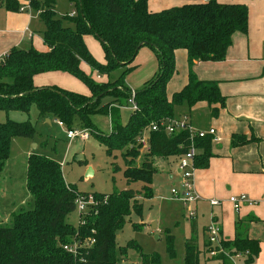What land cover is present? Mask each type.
Returning <instances> with one entry per match:
<instances>
[{"label": "trees", "instance_id": "trees-1", "mask_svg": "<svg viewBox=\"0 0 264 264\" xmlns=\"http://www.w3.org/2000/svg\"><path fill=\"white\" fill-rule=\"evenodd\" d=\"M3 1L9 11L20 10L18 0ZM188 1L182 6L151 11L149 0H70L75 15L60 18L55 9L56 0H32V8L38 10L45 23L47 50L14 47L0 60V110L28 112L33 103L41 117L51 116L71 130L79 123L106 146L108 154L121 152L128 184L139 181L144 185L140 190L93 193L99 201L96 210L89 212L83 223L73 225L67 218L76 211L77 196L87 193L78 192L65 181L62 166L56 160L31 153L26 186L33 197V208H23L14 214L12 226L0 225V264H119L127 257L129 248L136 249L141 264H161L157 254L145 253L133 240L119 248L118 257V234L132 213L142 216L141 200L154 195L153 158L181 156L189 148V136L185 132L168 134L165 128L151 130L143 162L136 165L141 156L139 139L152 124L160 125L177 117L178 107L190 109L199 102H207L210 107L225 106L218 83L200 80L194 65L197 61H224L234 34H247L249 27L246 4ZM86 35H94L101 41L106 55L104 63L97 61L89 50ZM143 47L155 53L158 72L142 90L135 92L138 109L123 123L119 109L131 96L125 77L134 69L132 64ZM178 49L188 52L189 81L169 99L166 90L176 72ZM82 63L96 71L100 79L107 77V80L99 81L87 75L81 68ZM117 70L122 72L113 80ZM49 72L69 73L82 79L91 94L86 96L57 86H36V76ZM107 94L115 99L102 105V97ZM219 110L211 107V116H218ZM98 113L111 116L112 128L108 134L95 129L92 117ZM37 134L36 126L30 121L9 119L0 123V172L10 157L13 138L34 139ZM247 142L244 136L232 137L234 147ZM211 143L210 136L197 139L196 168L209 165ZM244 221L259 219L252 216L240 220L239 225ZM85 238H95L96 242L90 249L80 250L77 256L64 249L73 239ZM219 246L226 253L220 252ZM260 248V242L248 237L246 229L238 231L233 240L221 239L216 246L205 241L200 248L197 226L193 224L185 242V264H201V257L214 251L218 253L210 261L236 264L232 257L243 254L245 263L253 264ZM168 249L173 256V236L169 238Z\"/></svg>", "mask_w": 264, "mask_h": 264}, {"label": "rangeland", "instance_id": "rangeland-1", "mask_svg": "<svg viewBox=\"0 0 264 264\" xmlns=\"http://www.w3.org/2000/svg\"><path fill=\"white\" fill-rule=\"evenodd\" d=\"M23 1L18 0L20 7L24 4ZM56 2L55 9L58 17L61 18L73 13L74 9L70 0H56ZM188 2V0H184L180 6ZM0 4V51L11 50L14 47L24 49L33 47L38 51H45L47 49L44 43L46 27L38 10L33 8V10L27 9L23 12L20 10L11 12L6 8L5 1L0 0ZM172 7L178 6L168 8ZM168 8H162L158 11ZM65 24L68 23L65 22ZM85 41L95 59L104 63L106 55L101 41L94 35H86ZM149 49L146 47L144 50ZM3 53L0 52V56L1 54L4 56ZM143 54L141 53L140 58L133 62L134 69L125 77V84L131 90H142L148 80L152 78L155 66ZM81 68L87 75H92L93 78L98 79V73L88 64L82 63ZM121 72L122 70L115 71L113 80ZM98 80H107V77ZM35 85L41 87L57 86L86 96L91 94L88 85L82 79L64 72H49L38 75L35 78ZM114 99L115 97L111 94L104 95L102 105L109 104ZM119 112L122 122L127 123L133 113L132 105L127 102L119 109ZM9 119L19 122L30 121L36 126L38 134L34 139L14 137L12 140L10 157L6 167L0 172V225L12 226L15 211L18 213L21 207L24 209L33 208V197L26 186L27 164L31 153L45 155L60 163L65 181L74 186L80 193L110 194L127 189H142L143 182L128 184L124 176L125 161L120 151H115L112 155L108 154L106 146L93 135H90L86 141H82L80 138L69 140L67 138L69 127L61 126L58 120L51 116L41 117L36 104L31 103L28 112L0 110V123ZM92 120L96 125L95 129L98 131L105 134L111 131L110 114L98 113L92 117ZM74 128L83 129L79 123ZM147 150L148 147L142 145L141 156L136 160V165L142 164ZM79 155H82L83 161L81 162L83 163L76 160ZM173 159L176 160L175 157ZM156 169L153 186L157 191L154 192L152 198L141 200L144 205L142 216L132 213L126 218V224L118 234L117 256L120 257L119 248L126 247L133 240L145 253L157 254L161 264H185L186 238L190 236L193 224L198 225L197 220L190 217V210L195 204L185 205L172 193L173 188L180 194L183 189L177 179L170 178L165 167L160 165L158 168L156 165ZM79 219V212L74 211L68 216L67 221L73 225H78ZM203 222V218H199L200 235L198 242L202 248L206 241L205 238L208 236L203 229ZM171 236H173L174 241L175 253L173 256L168 249ZM220 249L224 250L222 246ZM210 258V254L202 256L201 264H222L219 260L210 261ZM236 262L237 264H246L240 258H237ZM122 264H141L136 249H128L127 257H123Z\"/></svg>", "mask_w": 264, "mask_h": 264}, {"label": "crops", "instance_id": "crops-1", "mask_svg": "<svg viewBox=\"0 0 264 264\" xmlns=\"http://www.w3.org/2000/svg\"><path fill=\"white\" fill-rule=\"evenodd\" d=\"M219 1L246 4L249 9L248 33L234 34L225 60L197 61L194 65V72L200 80L218 83L225 97V106L220 107L218 104L211 106L220 109L219 115L215 117L211 116V107L207 102H199L190 109L178 107L176 112H178L177 117L188 115L191 122L199 129L215 128L218 137V140H212L211 143L212 158L209 165L196 168L191 179L192 189L199 196L195 204L197 210L195 220L199 225V218H203L202 226L207 235L208 224L211 220H215L222 228L224 240H233L238 231L242 232L246 229V235L258 240L261 246L259 256L253 264H264V0ZM183 3L184 0H149L148 2L151 11L180 6ZM144 49L146 47L140 49L136 59L144 53L143 55L151 60L152 65L155 66L153 78L158 72V60L151 49ZM9 51L10 49H4L0 52H4L5 56ZM4 56L1 54L0 59ZM175 62L176 72L169 80L166 90L169 99L174 93L181 91L189 81L188 52L185 49L176 50ZM97 78L100 79L99 76ZM233 135L244 136L248 142L234 147ZM179 158V156H156L153 158V163L155 168L156 165L158 168L160 165L165 167L170 178L177 179L182 186L183 193ZM153 190L157 191L154 186ZM240 195H246L254 201V204H245L239 210H235L229 199ZM212 199L221 200L222 204L211 206ZM16 213L15 211L13 214ZM252 216L259 221H244L239 225L240 220ZM205 239L209 241L208 236ZM199 246H201L200 242ZM244 259L245 257L240 258L243 261Z\"/></svg>", "mask_w": 264, "mask_h": 264}, {"label": "built area", "instance_id": "built-area-1", "mask_svg": "<svg viewBox=\"0 0 264 264\" xmlns=\"http://www.w3.org/2000/svg\"><path fill=\"white\" fill-rule=\"evenodd\" d=\"M24 4L20 7V11L25 10H33L31 2L32 0H24ZM71 15H75V12H73ZM136 91L131 90V96L128 100V103L132 105L133 111L138 109L137 103L135 101ZM61 126H64L65 124L63 122L58 121ZM159 128H165V131L168 134L173 133H179V132H185L189 136V148L188 150L179 156V167L180 172L183 176V193H178L176 189H172V193L178 197L180 200L183 201L185 205L189 203L196 204L199 200V196L195 194V192L192 189V183L191 179L194 176V171L196 169L195 167V156L198 153V149L196 147V141L197 139L205 138L207 136H210L213 141L218 140L216 129L210 128L209 130H202L199 129L197 126H195L188 115H183L181 117H174L168 120L167 123H160L158 124H152L148 129H146L142 135V137L139 139V143H141L144 146H149V134L151 130L157 131ZM90 130L89 129H69L67 132V138L69 140H74L76 138H80L82 141H86L90 137ZM230 202L234 205L235 210H239L243 205H253L254 201L248 198L246 195H240V196H232L230 197ZM211 206H219L222 204L221 200L218 199H212L210 200ZM99 205V201L96 198V196L93 193H87V194H79L76 198V211L79 212V223H83V218L91 211H95L97 206ZM197 216V210L196 207H192L190 210V217L196 218ZM207 233L209 242L213 244V246H216L219 244L220 240L222 239V228L221 226L215 221L211 220V222L207 226ZM96 240L95 238H85V239H73L71 242L64 245V249L69 252L70 254L77 256L78 252L80 250L90 249L94 244ZM224 252V251H220ZM218 252L214 251L211 252V256H215ZM226 253V252H224ZM247 254V253H246ZM245 257L243 254H237L232 257V259L236 262L237 258ZM122 264V261L119 263Z\"/></svg>", "mask_w": 264, "mask_h": 264}, {"label": "water", "instance_id": "water-1", "mask_svg": "<svg viewBox=\"0 0 264 264\" xmlns=\"http://www.w3.org/2000/svg\"><path fill=\"white\" fill-rule=\"evenodd\" d=\"M141 45H142V44H141ZM76 160H77L78 162L83 161V157H82V155L77 156V157H76ZM90 171H91V170H90Z\"/></svg>", "mask_w": 264, "mask_h": 264}]
</instances>
